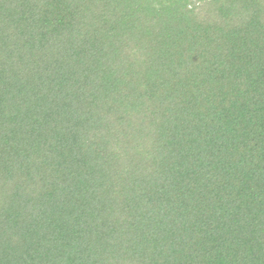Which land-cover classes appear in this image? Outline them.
Returning a JSON list of instances; mask_svg holds the SVG:
<instances>
[{
  "label": "trees",
  "instance_id": "16d2710c",
  "mask_svg": "<svg viewBox=\"0 0 264 264\" xmlns=\"http://www.w3.org/2000/svg\"><path fill=\"white\" fill-rule=\"evenodd\" d=\"M0 264H264V0H0Z\"/></svg>",
  "mask_w": 264,
  "mask_h": 264
}]
</instances>
